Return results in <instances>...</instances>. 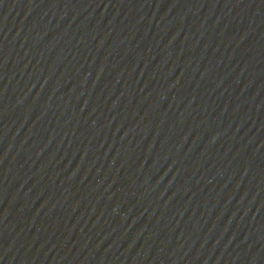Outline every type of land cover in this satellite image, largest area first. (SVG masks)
<instances>
[{
  "label": "water",
  "instance_id": "water-1",
  "mask_svg": "<svg viewBox=\"0 0 264 264\" xmlns=\"http://www.w3.org/2000/svg\"><path fill=\"white\" fill-rule=\"evenodd\" d=\"M0 264H264V0H0Z\"/></svg>",
  "mask_w": 264,
  "mask_h": 264
}]
</instances>
